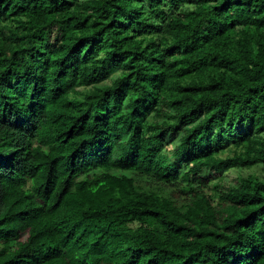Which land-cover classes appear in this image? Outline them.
<instances>
[{
  "label": "trees",
  "instance_id": "1",
  "mask_svg": "<svg viewBox=\"0 0 264 264\" xmlns=\"http://www.w3.org/2000/svg\"><path fill=\"white\" fill-rule=\"evenodd\" d=\"M263 131L264 0H0V264H264Z\"/></svg>",
  "mask_w": 264,
  "mask_h": 264
},
{
  "label": "rangeland",
  "instance_id": "2",
  "mask_svg": "<svg viewBox=\"0 0 264 264\" xmlns=\"http://www.w3.org/2000/svg\"><path fill=\"white\" fill-rule=\"evenodd\" d=\"M260 135H264V131L260 133ZM249 172H254V173H262V167L259 164L253 165L250 169H243V170H237V169H228L224 171V175L228 178L229 181H235L238 176H245ZM150 180V178H147Z\"/></svg>",
  "mask_w": 264,
  "mask_h": 264
}]
</instances>
